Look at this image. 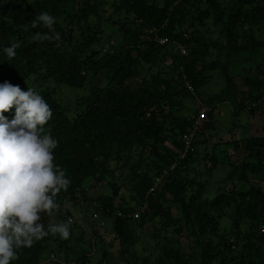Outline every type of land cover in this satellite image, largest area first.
<instances>
[{"label":"trees","instance_id":"trees-1","mask_svg":"<svg viewBox=\"0 0 264 264\" xmlns=\"http://www.w3.org/2000/svg\"><path fill=\"white\" fill-rule=\"evenodd\" d=\"M41 12L55 17L59 41L31 40L36 32L49 31L31 26ZM154 36L179 40L186 55L180 57L169 45H156ZM17 41L21 47L8 60L3 49ZM262 51L264 0H0V84L7 81L24 91L33 88L50 105L53 115L44 130L58 141L54 162L71 181L67 191L57 196L61 207L55 221L70 218L68 207L83 206L91 207L103 223L108 221L115 238L98 236L105 226L99 227L90 216L96 227L91 249L100 251L96 264L112 259L102 248L105 241H116L118 252L129 255L139 241L138 232L146 226L157 248L151 264H264V190L256 184L235 189V182L247 181L248 176L264 184V125L261 137L235 140L231 132L232 140L212 146H222L223 153L239 146L236 162L229 154L219 160L214 153L203 152L201 159L210 165L206 175L217 166L226 169V190L217 189L206 200L202 198L205 183L184 176L198 158L196 145L205 144L204 133L213 130L216 105L232 107L230 125L256 111L264 120V71L243 77L244 91L230 73L236 67L249 69L259 56L264 61ZM216 75L223 88L200 97V88ZM96 78L105 84L99 87ZM132 79L138 80L135 88L127 84ZM62 88L84 94L75 97L71 106L60 98ZM187 97L199 99L195 100L206 114L191 151L178 160L183 150L180 137L192 127L197 112L188 117L179 114ZM4 115L10 121L15 108ZM145 154L149 160L143 158ZM133 155L137 159L132 162ZM125 167L133 206L118 196L112 182L115 171ZM164 171L167 175L147 194L153 178ZM101 183L109 193L90 199L87 191ZM117 198L121 202L115 206ZM142 204V213L129 220L127 215ZM117 212L122 217L115 216ZM41 216L47 227L48 216ZM221 220H229L227 229L220 228ZM74 228L78 226L72 223L70 235ZM161 233L164 236L159 238ZM50 238L51 234L31 248L18 250L19 259L11 264H38ZM69 241L70 237L61 243Z\"/></svg>","mask_w":264,"mask_h":264},{"label":"clouds","instance_id":"clouds-1","mask_svg":"<svg viewBox=\"0 0 264 264\" xmlns=\"http://www.w3.org/2000/svg\"><path fill=\"white\" fill-rule=\"evenodd\" d=\"M55 23V17L41 12L31 26L49 31L36 32L31 40L59 41ZM20 47L13 42L3 52L12 60ZM13 108L9 121L4 114ZM52 115L50 105L33 88L24 91L7 81L0 84V264H11L19 259L18 250L31 248L50 234L63 240L70 237V219L50 220L47 227L41 222L42 213L53 217L60 209L57 196L71 183L54 162L58 141L44 130Z\"/></svg>","mask_w":264,"mask_h":264},{"label":"rangeland","instance_id":"rangeland-1","mask_svg":"<svg viewBox=\"0 0 264 264\" xmlns=\"http://www.w3.org/2000/svg\"><path fill=\"white\" fill-rule=\"evenodd\" d=\"M261 55L264 58V51L261 52ZM261 56L258 57L259 60H257L255 64L251 63L249 66V69H247V66L244 68H233L231 70V76H233V82L236 86L239 87V90L244 91V88L242 86V78L245 76L253 77L260 75L264 71V61L260 60ZM260 64V65H259ZM255 66H259L260 68L255 69ZM145 69L146 66H143ZM263 70V71H262ZM145 77L146 74H143ZM264 74H262L261 77ZM95 83L102 87L105 82L101 78H96ZM138 83V80L132 79L127 82V84L131 88H135L136 84ZM223 88V81L216 75L213 76L211 81L200 88L199 90V96H206V95H212L217 92H219ZM84 94L83 91H71L67 89H61L59 91L60 98L62 99L63 103H69L71 106L73 105V100L75 97L82 96ZM240 98V94L237 95V99ZM194 98H184L182 101V109L179 114L182 116H191L192 113L195 111L196 106L198 104L199 99ZM232 111V107L227 103H221L214 107L212 112V122L214 123L213 130H209L206 133H204V138L206 140L205 144L202 145H196L195 149L198 153V158L195 162H193L189 166V171L184 174L187 178H194L196 181L202 180L206 187L205 192L202 195V198H205L206 200H210L214 197L216 194L217 189H222L225 187V190L228 186V182H224L223 178L225 177V170L224 168H221L217 166L216 168H213L211 170V173L206 175V169L210 166L208 160H202L201 156L203 152L209 154L214 153L216 158H219V160H224V157L229 154V157L231 161H237L241 155V148L238 146L234 151L230 149L231 151H228V153H223V147L222 146H215L212 147L214 144H221L225 141L232 140V137L230 136L231 132H234L235 140H242L246 136H253V137H261L263 135V132L261 128L264 125L263 117L260 113V111H256L253 115L249 116L247 120L244 119V116L241 115L239 118H237V121H234L238 126H242L241 128H238L237 126L230 125L232 119L230 117ZM234 120V119H233ZM166 146L170 147L168 143L165 144ZM143 158L146 160L148 159L147 154L143 155ZM137 157L133 155L132 162L135 161ZM111 167L114 165L111 163ZM128 171L127 167L124 169L118 168L114 173V180L112 181L115 183L118 187V196L123 199V201L128 204L129 206H133V203L129 199V185L127 184L128 179ZM108 180V179H107ZM256 184L259 187H261L264 190V184L259 181L251 178L250 176L247 177V181L243 182H235V189L237 190H245L249 185ZM102 193H109V190L105 183H101L100 185H96L92 188H90L87 191V195L90 199L94 200L98 195ZM119 198L114 200V205L117 206L120 204ZM94 204V203H93ZM70 210L71 216V224L75 223V225L78 226V231L75 230L70 235V241L65 243L63 245L61 243V239L58 235L53 237L51 235V238L47 241V248L45 251H43L39 255V261L38 264H96V260L99 259L100 251L94 250V248L91 249V242L95 239L94 235L92 234V231L96 228L95 224L90 220V216L92 218V212L91 207L89 206H83V207H68ZM173 213V211H172ZM88 214V216H85ZM56 217H48L47 223H49L50 220H55ZM93 220V219H92ZM94 221V220H93ZM95 222V221H94ZM46 223V224H47ZM94 225V226H93ZM104 231L99 230L98 236L104 237L105 235L102 233H106V231L110 230V225L108 221H104ZM229 226V220H221L220 222V228H228ZM139 233V241L136 242L132 248L130 249L129 255L118 252V244L117 242H108L105 241L102 248L106 249L105 251L110 254L111 260L105 261L100 264H110V262H113V264H124V258H127L129 260L130 264H132L133 257H130L131 255L135 256L138 260L134 264H140V262L145 259V264H151L152 259L157 254V248L154 245V241L151 239L150 234L151 230L149 226H146V228ZM108 234V233H106ZM80 235L81 240H78V236ZM164 236L163 233L160 234L159 238H162ZM107 237V236H105ZM167 238H170V234H166ZM58 244L60 247H58ZM180 244L184 246V253H185V239H180ZM85 252V253H84ZM84 253V254H83ZM50 256H52V259H50ZM86 258L87 260L84 263L80 262V259ZM132 258V259H131Z\"/></svg>","mask_w":264,"mask_h":264},{"label":"built area","instance_id":"built-area-1","mask_svg":"<svg viewBox=\"0 0 264 264\" xmlns=\"http://www.w3.org/2000/svg\"><path fill=\"white\" fill-rule=\"evenodd\" d=\"M153 41L156 43V45L158 46H170L172 48L173 51H176L180 57H184L186 55V49L184 48V46L182 45V43L179 40H169L166 37H157L154 36ZM184 87L190 91L189 85L187 84V82H184ZM196 117H192L193 118V123H192V127L190 129H186L184 131V133L181 135L180 137V142L181 145L183 147V150L180 154H178V160H181L185 157V155L191 151V143L193 140V137L195 135V131L196 129H199L202 126V123L205 121V114H206V110L203 107H199V104H197L196 106ZM174 166V164H173ZM171 166L169 169H172ZM167 171H164L163 174L159 177L153 178V182L151 184V186L149 187L147 194L151 193L154 188L156 187V185L161 181L162 178H164L167 175ZM145 209V204H142L140 206L139 209H136L134 212L130 213L129 215H127V218L129 220H134L135 218L138 217V215L140 213H142V211ZM115 216L117 217H122V215L117 212L115 214ZM70 218H67V221ZM92 219L98 224L99 227H103L104 223L99 220L97 214H92ZM108 233V234H106ZM106 233H102L105 236L109 237V238H115V233L111 232L110 230L106 231ZM50 259H52V256H50Z\"/></svg>","mask_w":264,"mask_h":264}]
</instances>
